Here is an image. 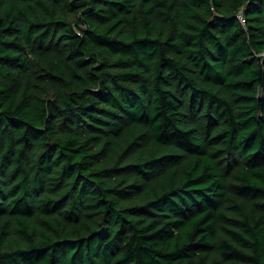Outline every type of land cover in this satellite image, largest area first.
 Listing matches in <instances>:
<instances>
[{"label": "trees", "instance_id": "obj_1", "mask_svg": "<svg viewBox=\"0 0 264 264\" xmlns=\"http://www.w3.org/2000/svg\"><path fill=\"white\" fill-rule=\"evenodd\" d=\"M0 264H264V0H0Z\"/></svg>", "mask_w": 264, "mask_h": 264}, {"label": "built area", "instance_id": "obj_2", "mask_svg": "<svg viewBox=\"0 0 264 264\" xmlns=\"http://www.w3.org/2000/svg\"><path fill=\"white\" fill-rule=\"evenodd\" d=\"M240 20H241L242 23H245V19H244V17L242 15H240Z\"/></svg>", "mask_w": 264, "mask_h": 264}, {"label": "clouds", "instance_id": "obj_3", "mask_svg": "<svg viewBox=\"0 0 264 264\" xmlns=\"http://www.w3.org/2000/svg\"><path fill=\"white\" fill-rule=\"evenodd\" d=\"M243 16V15H242ZM246 22V21H245Z\"/></svg>", "mask_w": 264, "mask_h": 264}]
</instances>
